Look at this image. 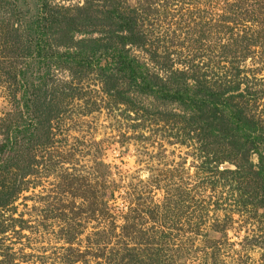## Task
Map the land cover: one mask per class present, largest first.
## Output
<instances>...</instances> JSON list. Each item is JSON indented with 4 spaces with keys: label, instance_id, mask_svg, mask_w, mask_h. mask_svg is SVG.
I'll return each instance as SVG.
<instances>
[{
    "label": "rangeland",
    "instance_id": "rangeland-1",
    "mask_svg": "<svg viewBox=\"0 0 264 264\" xmlns=\"http://www.w3.org/2000/svg\"><path fill=\"white\" fill-rule=\"evenodd\" d=\"M46 1L95 18L116 4L136 16L144 45L128 54L155 80L237 85L230 103L264 123V0ZM34 8L0 0V147L32 114L43 124L30 130L32 142L17 134L0 151V163L12 158L0 167L10 193L0 207V264H264V200L250 195V175L217 173L237 167L228 147L191 131L176 104L136 91L127 92L130 105L119 102L94 68L36 67L25 33ZM81 30L60 46L53 28V51L102 38L99 27ZM19 70L34 85L48 70L33 92L44 102L32 107L27 96V113ZM247 158L255 169L257 155Z\"/></svg>",
    "mask_w": 264,
    "mask_h": 264
},
{
    "label": "trees",
    "instance_id": "trees-1",
    "mask_svg": "<svg viewBox=\"0 0 264 264\" xmlns=\"http://www.w3.org/2000/svg\"><path fill=\"white\" fill-rule=\"evenodd\" d=\"M33 1L34 14L30 17L31 21L26 24L25 33L29 45L26 47V55L36 59V67L41 65L47 68L54 63L68 68L76 67L80 70L94 68L104 85L105 93L123 104L130 105L132 103V98L127 94L128 91H136L139 95L144 96L149 95L162 104H176L189 113L188 120L191 123V131H194L202 139L214 138L225 144L237 160L235 170H222L217 173L238 179H240L238 175L244 178L250 175L253 177L252 181L255 185L250 195L256 197L258 193L261 200H264V123L258 119L246 117L241 109L230 103L231 96L228 93L233 89H238L237 85L213 91L200 81L188 84L183 79L185 77L181 79L170 77L174 88H168L160 79L155 80L156 77L148 74L142 63L128 54V46L129 48L132 46L139 48L144 45L142 36L136 30V16L121 12L114 3L110 9L101 12L99 18H95L88 12L80 11H77L75 15H65L48 8L46 0ZM96 21L98 24H95ZM90 25L99 27L102 38L89 39L88 44L86 39L82 38L74 47L71 46L74 48L72 51L68 49L62 52L53 51L52 43H49L50 37L54 35L53 28L57 33L58 45L62 46L64 39L70 41L76 34H85L86 30L81 29ZM101 60L103 64L100 66ZM47 72L48 70L43 75L36 77L37 85L25 77L24 70L17 72V84L22 91L21 97L26 113L29 112L27 96L32 107L35 106V102L39 103L40 100L44 102L45 97L42 94L33 92L36 91L39 83L42 84ZM122 81L126 82L127 90L125 91L117 89ZM32 93L40 96L35 99L32 97ZM44 108L46 109V107ZM35 110L37 107L33 109V113ZM37 118L38 114H32L30 118L28 117L27 124H24L20 129L14 128L11 137H6V143L2 144L0 151L2 149L11 150L15 145L14 139L17 134L24 137L25 145L32 142L35 133L30 130L36 129L38 125H43L39 120H36ZM42 141H47L45 145L48 143L47 134L43 136ZM250 153L257 155L258 163L255 169L251 162H248L247 157ZM1 161L3 162L0 163V167L4 170L11 167V157L1 159ZM220 163L218 162V164ZM232 163L231 161L230 164ZM210 169L216 171L215 168L211 167ZM234 178L233 180H235ZM241 184L244 185L243 182ZM6 186L7 184L0 182V197L2 196L0 207L5 205L4 199L10 196V193L3 192L7 189Z\"/></svg>",
    "mask_w": 264,
    "mask_h": 264
}]
</instances>
